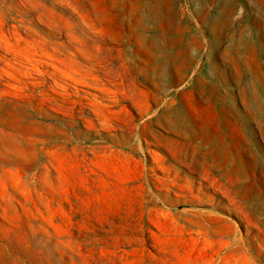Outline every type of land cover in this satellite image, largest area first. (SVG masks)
Returning <instances> with one entry per match:
<instances>
[{
  "label": "rangeland",
  "instance_id": "1",
  "mask_svg": "<svg viewBox=\"0 0 264 264\" xmlns=\"http://www.w3.org/2000/svg\"><path fill=\"white\" fill-rule=\"evenodd\" d=\"M263 78L264 0H0V264H264Z\"/></svg>",
  "mask_w": 264,
  "mask_h": 264
},
{
  "label": "bare ground",
  "instance_id": "2",
  "mask_svg": "<svg viewBox=\"0 0 264 264\" xmlns=\"http://www.w3.org/2000/svg\"><path fill=\"white\" fill-rule=\"evenodd\" d=\"M260 78V77H259ZM264 79V78H263Z\"/></svg>",
  "mask_w": 264,
  "mask_h": 264
}]
</instances>
